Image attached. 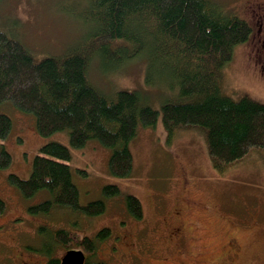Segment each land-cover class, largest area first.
<instances>
[{
	"label": "rangeland",
	"instance_id": "obj_1",
	"mask_svg": "<svg viewBox=\"0 0 264 264\" xmlns=\"http://www.w3.org/2000/svg\"><path fill=\"white\" fill-rule=\"evenodd\" d=\"M213 1L252 26L250 38L234 47L232 60L222 69V90L234 100L248 93L264 103V28L257 32L264 19V0ZM78 5V0H2L0 27L17 37L36 59L59 56L85 35L82 25L66 12ZM146 64L142 57L122 65L102 64L96 57L88 76L104 93L138 91L143 104L160 110L173 94L157 79L146 83ZM0 114L13 123L8 139L2 141L12 160L9 168L0 169V198L5 204L0 215V264H47L50 258H60L64 254L60 243L56 242L50 257L39 251L46 243L39 227L69 229L77 236H93L100 228H109L111 237L98 243L94 255L86 254L89 262L264 264V152L252 149L246 159L219 173L212 168L201 128L180 129L169 139L159 117L154 126H139L129 143L131 175L118 179L108 172L110 150L98 141L73 149L66 131L40 136L34 116L17 111L10 102L0 104ZM52 141L70 150L68 164L80 203L104 199L103 214L85 217L61 207L44 216L28 213L27 207L43 202L48 193L25 200L6 176L28 178L39 148ZM109 184L118 186L120 196H103L102 188ZM127 195L138 198L142 219L127 213L123 202Z\"/></svg>",
	"mask_w": 264,
	"mask_h": 264
},
{
	"label": "trees",
	"instance_id": "obj_2",
	"mask_svg": "<svg viewBox=\"0 0 264 264\" xmlns=\"http://www.w3.org/2000/svg\"><path fill=\"white\" fill-rule=\"evenodd\" d=\"M78 2V8L66 12L82 25L85 35L59 56L36 59L17 37L0 27V104L10 102L17 111L32 114L40 136L66 131L73 149L83 148L89 140L98 141L110 150L108 172L118 179L131 175L129 143L139 126H154L159 117L169 139L180 129L201 128L216 172H225L246 159L252 149L264 152V103L248 93L234 100L222 90L220 81L234 47L244 44L252 33L245 18L226 13L213 0ZM96 57L102 64L121 65L144 58L146 83L157 79L169 86L171 99L157 110L143 104L138 91L102 92L88 76ZM12 127L10 117L0 114V169L9 168L12 160L2 143ZM70 159L66 145L48 142L34 156L28 178L14 173L6 176L25 200L39 192L48 193L43 202L28 206L29 214L49 215L55 207L69 208L85 217L105 212L104 199L80 203ZM102 194L109 199L120 196L121 191L109 184L102 188ZM123 202L131 217L142 219L136 196L127 195ZM4 207L0 199V212ZM38 231L46 238L44 249L39 251L48 257L56 242L66 250L77 246L94 255L98 243L112 234L107 227L93 236H77L63 228L51 231L39 227ZM47 264L59 263L50 258ZM85 264L104 263L87 258Z\"/></svg>",
	"mask_w": 264,
	"mask_h": 264
},
{
	"label": "water",
	"instance_id": "obj_3",
	"mask_svg": "<svg viewBox=\"0 0 264 264\" xmlns=\"http://www.w3.org/2000/svg\"><path fill=\"white\" fill-rule=\"evenodd\" d=\"M84 252L81 250H68L61 258L60 264H84Z\"/></svg>",
	"mask_w": 264,
	"mask_h": 264
},
{
	"label": "flooded vegetation",
	"instance_id": "obj_4",
	"mask_svg": "<svg viewBox=\"0 0 264 264\" xmlns=\"http://www.w3.org/2000/svg\"><path fill=\"white\" fill-rule=\"evenodd\" d=\"M258 31L257 32H260V31H262V29L264 28V19H262V22L260 23H258ZM1 199V198H0ZM2 200V199H1ZM4 201V200H3ZM28 208V207H27ZM1 213L2 212H0V215H1ZM64 251V254L60 257V258H57L56 260L58 261V263L60 262V260H61V258L68 252V250H76V249H68V250H66V249H63ZM80 250V249H79ZM78 250V251H79ZM82 251V250H81ZM84 252V251H83ZM84 256H85V259H84V264L86 263V259H87V257H86V253H84ZM60 264V263H59Z\"/></svg>",
	"mask_w": 264,
	"mask_h": 264
}]
</instances>
